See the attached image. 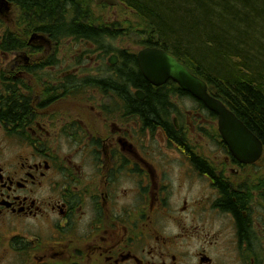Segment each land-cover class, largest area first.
<instances>
[{
    "label": "flooded vegetation",
    "instance_id": "1",
    "mask_svg": "<svg viewBox=\"0 0 264 264\" xmlns=\"http://www.w3.org/2000/svg\"><path fill=\"white\" fill-rule=\"evenodd\" d=\"M22 4L0 0V264H264L257 131L234 113L262 146L238 160L216 113L111 64L73 8L36 31Z\"/></svg>",
    "mask_w": 264,
    "mask_h": 264
},
{
    "label": "trees",
    "instance_id": "2",
    "mask_svg": "<svg viewBox=\"0 0 264 264\" xmlns=\"http://www.w3.org/2000/svg\"><path fill=\"white\" fill-rule=\"evenodd\" d=\"M72 1L68 6L63 0H22L28 30H41L40 23L51 30L52 19L58 13L67 16L69 7L74 11V31L89 34L93 41L137 34L139 46L168 51L206 81L208 91L264 140V0H120L128 12L112 22L95 13L94 0ZM87 4L90 25L82 11ZM121 53V63L136 68L134 53ZM136 87L147 90L142 84ZM156 90L155 96L188 95L172 81ZM146 94L140 107L161 111L164 102L154 100L152 107L151 94Z\"/></svg>",
    "mask_w": 264,
    "mask_h": 264
},
{
    "label": "water",
    "instance_id": "3",
    "mask_svg": "<svg viewBox=\"0 0 264 264\" xmlns=\"http://www.w3.org/2000/svg\"><path fill=\"white\" fill-rule=\"evenodd\" d=\"M104 1L116 5L119 0ZM3 3V0H1ZM116 57L109 59L114 64ZM138 68L152 85L158 86L167 80L175 82L179 88L200 101L208 110L218 115V131L231 153L242 162H253L261 154L262 146L256 136L218 98L207 91L206 83L191 73L175 56L164 49L145 47L136 54ZM142 99V94L137 96Z\"/></svg>",
    "mask_w": 264,
    "mask_h": 264
},
{
    "label": "rangeland",
    "instance_id": "4",
    "mask_svg": "<svg viewBox=\"0 0 264 264\" xmlns=\"http://www.w3.org/2000/svg\"><path fill=\"white\" fill-rule=\"evenodd\" d=\"M113 9H97L95 8V13H101L104 16H109V21H116V18L120 19V17L127 13L128 11L124 10L120 6L112 7ZM122 13V14H121ZM121 14V15H120ZM120 15V16H119ZM131 16V14H129ZM129 19L134 23L135 21L132 19V17H129ZM109 22V23H111ZM128 24L124 25V28H126ZM96 41H102L103 38L98 37V39H95ZM137 34H132L130 37H120L116 39H106L104 40V43L108 45V47L112 50L118 49V50H129V51H137L139 49V43ZM193 106V101L190 98H182V111L191 109ZM172 156L170 155V159Z\"/></svg>",
    "mask_w": 264,
    "mask_h": 264
}]
</instances>
